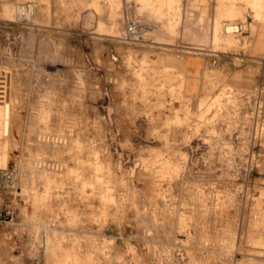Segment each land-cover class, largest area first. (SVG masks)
<instances>
[{"label": "rangeland", "instance_id": "374dc122", "mask_svg": "<svg viewBox=\"0 0 264 264\" xmlns=\"http://www.w3.org/2000/svg\"><path fill=\"white\" fill-rule=\"evenodd\" d=\"M224 20L264 0H0V264H264V58Z\"/></svg>", "mask_w": 264, "mask_h": 264}, {"label": "bare ground", "instance_id": "6f19581e", "mask_svg": "<svg viewBox=\"0 0 264 264\" xmlns=\"http://www.w3.org/2000/svg\"><path fill=\"white\" fill-rule=\"evenodd\" d=\"M221 29L223 31L224 37H231V36L236 37L237 44L239 45V47H244L246 49L250 48V43H251L253 35L250 33H247V28H245V26L241 25L240 23L234 20H224L221 23ZM221 53L227 54L228 51L221 52ZM250 57L255 58V59L264 58V56H258V57L250 56ZM0 169H3V168H0Z\"/></svg>", "mask_w": 264, "mask_h": 264}, {"label": "built area", "instance_id": "2783aa9c", "mask_svg": "<svg viewBox=\"0 0 264 264\" xmlns=\"http://www.w3.org/2000/svg\"><path fill=\"white\" fill-rule=\"evenodd\" d=\"M27 13L33 14L34 6L32 5H24ZM23 16H27V14H22ZM17 182V172L15 169H0V187L11 189L15 188ZM10 212L6 210H2L0 208V230L2 227H5V224H8V219Z\"/></svg>", "mask_w": 264, "mask_h": 264}, {"label": "crops", "instance_id": "0c3cea01", "mask_svg": "<svg viewBox=\"0 0 264 264\" xmlns=\"http://www.w3.org/2000/svg\"><path fill=\"white\" fill-rule=\"evenodd\" d=\"M250 43V53L252 57L264 56V24L260 23L253 34Z\"/></svg>", "mask_w": 264, "mask_h": 264}]
</instances>
